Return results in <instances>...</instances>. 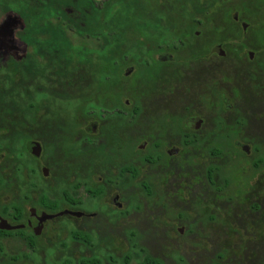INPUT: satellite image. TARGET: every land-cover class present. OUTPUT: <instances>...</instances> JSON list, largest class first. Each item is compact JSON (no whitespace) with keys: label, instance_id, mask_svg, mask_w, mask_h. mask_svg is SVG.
<instances>
[{"label":"flooded vegetation","instance_id":"flooded-vegetation-1","mask_svg":"<svg viewBox=\"0 0 264 264\" xmlns=\"http://www.w3.org/2000/svg\"><path fill=\"white\" fill-rule=\"evenodd\" d=\"M14 17L0 18V84L22 85L27 108L22 142L3 139L15 117L0 108V175L18 191L0 203V225L11 227L0 229V261L189 264L170 249L174 233L187 243L200 239L206 215L218 212L209 220L224 231L212 237L232 243L239 213L247 229L264 217V36L260 44L247 37L250 23L240 13L232 15L235 35L200 55L188 49L203 30L184 44L141 36L135 46H113L128 54L104 45L103 85L89 78L87 93L71 94L90 105L73 137L54 107L59 78L38 67L26 26ZM198 67L208 77L192 96L185 78H197ZM148 85L162 110L156 117L145 115L149 104L138 94ZM153 245L163 251L153 253Z\"/></svg>","mask_w":264,"mask_h":264},{"label":"trees","instance_id":"trees-1","mask_svg":"<svg viewBox=\"0 0 264 264\" xmlns=\"http://www.w3.org/2000/svg\"><path fill=\"white\" fill-rule=\"evenodd\" d=\"M170 1L172 0H0V15L17 16L25 24L24 35H28V42L34 48V60L38 67L45 70L47 78L52 75L60 80L58 83L61 84L62 93L55 100L54 107L58 113L63 111L60 116L67 122V128L64 129L67 137L74 136L77 126L82 125L77 124V119L85 118L90 107L88 99L73 97L71 94H75V89L79 93H87L89 78L102 86L108 75L104 45L110 44L111 54L116 55L131 51L117 50L113 46H135L140 43L141 36L154 38L159 46L184 44L193 35L197 25L215 22L214 12L221 6H227L222 0H174L184 10L185 16L190 18L189 24H186L181 18H177V23L167 18L168 12L163 7L169 5ZM207 1H210L209 5ZM258 7L261 9V5ZM245 8H252L253 11L258 9L253 0H247L244 5L232 9L225 16V26L220 32L228 27H232L233 31L238 29L239 26L232 19L234 11L240 13L241 18L250 21L245 15ZM70 34L85 41L100 42V48L92 49L84 44L79 46L73 42ZM25 36L22 34V37ZM115 61L117 59L114 57L110 60L111 77L116 76L119 70L118 65L113 64ZM0 86L3 88L0 90V108L7 113L12 111L15 117L13 130L7 131L3 139L8 141L12 137L16 142H22L24 131L21 119L27 108L24 90L17 83ZM63 128L60 127L61 131ZM18 169L22 172L19 166ZM7 181V178L0 175V190L7 186ZM151 263L157 262L152 259L146 261V264Z\"/></svg>","mask_w":264,"mask_h":264},{"label":"rangeland","instance_id":"rangeland-1","mask_svg":"<svg viewBox=\"0 0 264 264\" xmlns=\"http://www.w3.org/2000/svg\"><path fill=\"white\" fill-rule=\"evenodd\" d=\"M247 0H222V3H226V7L221 6V8L218 11L214 12V18L213 20L215 22H209L207 24L204 23V25H197V27L194 29L193 34L195 32L205 31L203 32V35L200 40L192 44L191 49L188 50L195 51L198 55L205 52L208 46L213 45L216 43V41L226 39L230 35L233 34L235 31H233L232 27H228L227 30H224L223 32H220V30H223L225 26V16L231 11L232 9L237 8L240 5H244V3ZM256 7L258 9H255L256 11H253L254 9L248 8V10L245 8V15L248 17V21L246 22L249 24L247 27V31L245 32V35L247 37H252V41L256 42V44H260L262 33L264 30V0H253ZM208 5L210 1H207ZM169 5H167L164 10L167 11V18L170 19V21H173L177 23V18H181L182 22H186V24L190 22V18L184 13V10L181 8V6H178V2L174 0L168 2ZM258 5H261L258 7ZM157 8V6H156ZM235 11L233 12V14ZM3 17V15H0V18ZM188 17V18H186ZM16 20L17 18L14 17ZM214 23V24H213ZM261 23L262 25H260ZM189 26V25H188ZM260 26L263 28L261 29ZM132 27V25H130ZM243 27V24L241 25ZM208 33L206 34V30ZM212 29V30H211ZM218 30L219 33H216ZM213 31V32H212ZM254 33V34H253ZM131 32H129V37H131ZM196 35V34H195ZM71 39L73 42L79 46L81 45H88L89 48H95L100 45V42L97 41H85L82 39L77 38L76 35L70 34ZM199 38V36L195 37ZM194 38V39H195ZM198 73L197 78H185V85L184 90L187 91L188 89H191V95H199L201 92L198 89V85L200 82H203V80L199 79L202 77H208L203 73V68L198 67ZM174 71V69H173ZM172 78H175L177 75L175 73H171ZM167 76H170V70L169 74H166ZM165 75V76H166ZM203 78V79H205ZM136 80L133 79L132 82H135ZM142 80L138 81L136 84L141 83ZM197 83V85L195 84ZM133 84V83H132ZM133 84V85H136ZM152 86L148 85L144 87L143 89H140L139 93L144 100H147V103L149 104V107L146 111V116H159L162 113V110L158 108V106L155 103V99L152 93ZM80 91H83L84 89H79ZM182 92V91H180ZM179 92V94H180ZM144 94V95H143ZM179 94L176 96L179 97ZM140 98H138L140 100ZM54 105L51 103V106ZM160 106V105H159ZM22 155H19L18 158H21ZM26 158V155H24L23 159ZM22 159V160H23ZM16 183V180L14 181ZM13 190H9V188L5 187L2 190H0V203L5 204L10 201L9 196L13 197V194L15 197L18 195V191L14 192ZM218 212L207 214L206 218L202 222V230L199 231L200 235L203 237H207L208 239H203V237H200V239H192L189 243L184 242L181 238H177V234L174 233V240L173 244H171L170 249H174L176 254H182L186 257L189 264H213L217 262H223L224 264H264V217L255 218L256 223L253 226L248 227L247 225L249 223H246L247 220V214L246 213H239V221L242 223L240 225L242 228H238V234L232 233V240L235 239L234 242L228 243L225 241L215 240L213 237L221 236L222 232L224 231L223 228L218 227L220 224L219 222H212L209 220L210 215H217V218H220L218 216ZM230 224V223H229ZM239 226V227H240ZM218 227V228H217ZM229 232V231H228ZM213 236V237H212ZM224 240V238H222ZM230 241V239H228ZM148 246V245H147ZM153 253L162 252L163 248L153 245ZM49 254H52V248L47 249ZM226 254V259L220 261L216 259V255L218 254ZM200 258V259H199ZM41 261L36 262H30V261H19L15 264H40ZM55 262L52 260H46L44 264H54ZM0 264H6L5 262L0 261ZM8 264V263H7ZM174 264L175 261H174Z\"/></svg>","mask_w":264,"mask_h":264},{"label":"water","instance_id":"water-1","mask_svg":"<svg viewBox=\"0 0 264 264\" xmlns=\"http://www.w3.org/2000/svg\"><path fill=\"white\" fill-rule=\"evenodd\" d=\"M32 151L35 152V153H37V152H39V149L34 147V148H32ZM0 229L10 230L11 227L6 226V225H0Z\"/></svg>","mask_w":264,"mask_h":264}]
</instances>
